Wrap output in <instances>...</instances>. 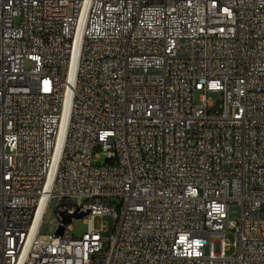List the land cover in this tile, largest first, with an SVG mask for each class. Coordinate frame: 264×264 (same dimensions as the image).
Returning <instances> with one entry per match:
<instances>
[{
    "label": "built area",
    "instance_id": "1",
    "mask_svg": "<svg viewBox=\"0 0 264 264\" xmlns=\"http://www.w3.org/2000/svg\"><path fill=\"white\" fill-rule=\"evenodd\" d=\"M0 264H264V0H0Z\"/></svg>",
    "mask_w": 264,
    "mask_h": 264
},
{
    "label": "rangeland",
    "instance_id": "2",
    "mask_svg": "<svg viewBox=\"0 0 264 264\" xmlns=\"http://www.w3.org/2000/svg\"><path fill=\"white\" fill-rule=\"evenodd\" d=\"M209 96L211 97V99L215 103L218 102V100H219V94L218 93L211 92L209 94ZM95 162L101 163V164L104 163L105 162V156L102 154L101 157L95 159ZM54 215H55L54 210L52 208L49 209L47 212V215H46V222L47 223H49L50 221H52V222H51L50 227L47 231L48 234H53L55 232V229L57 226L56 221H53ZM101 222L105 223L107 225V231L104 232V234L106 236H110L112 234V228H113V216L109 213L97 216L96 220H95V227L98 228L101 225ZM71 224H72V228H73L72 233L76 237H81L83 235V233H85L87 231V224L85 223L83 218L73 219ZM227 237L230 241H234V235L232 232H230L227 235ZM231 252L232 251H230L229 253H231Z\"/></svg>",
    "mask_w": 264,
    "mask_h": 264
},
{
    "label": "water",
    "instance_id": "3",
    "mask_svg": "<svg viewBox=\"0 0 264 264\" xmlns=\"http://www.w3.org/2000/svg\"><path fill=\"white\" fill-rule=\"evenodd\" d=\"M82 215H83V214H78V215H76L75 217H81ZM71 218H72L71 215H65V214H63V222L67 223V222H69V221L71 220ZM62 232H63V227L61 226V227L58 229L57 233L61 234Z\"/></svg>",
    "mask_w": 264,
    "mask_h": 264
},
{
    "label": "bare ground",
    "instance_id": "4",
    "mask_svg": "<svg viewBox=\"0 0 264 264\" xmlns=\"http://www.w3.org/2000/svg\"><path fill=\"white\" fill-rule=\"evenodd\" d=\"M104 214H107V213H101L100 215H104ZM109 214H111L113 216L112 213H109ZM102 225H106V224L105 223H102Z\"/></svg>",
    "mask_w": 264,
    "mask_h": 264
}]
</instances>
